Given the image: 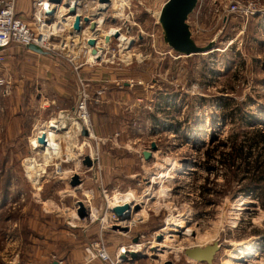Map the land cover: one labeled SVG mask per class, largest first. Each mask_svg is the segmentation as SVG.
Here are the masks:
<instances>
[{
  "label": "rangeland",
  "instance_id": "rangeland-1",
  "mask_svg": "<svg viewBox=\"0 0 264 264\" xmlns=\"http://www.w3.org/2000/svg\"><path fill=\"white\" fill-rule=\"evenodd\" d=\"M123 2L101 13L98 59L87 36L60 29L50 39L55 59L37 62L42 55L14 45L0 63V264H206L184 252L215 242L212 264H264V210L224 192L216 159L206 170L207 149L245 128L230 114L236 106L264 125V0H201L188 24L197 46L214 48L185 57L164 41L167 0ZM112 28L128 43L105 46ZM67 67L76 74L68 85ZM64 112L74 120L71 139L62 130L45 165L32 138ZM31 158L45 169L28 171ZM204 186L215 192L203 195ZM130 193L135 211L118 217L111 204ZM133 246L139 258L122 260ZM249 246L255 255L241 257Z\"/></svg>",
  "mask_w": 264,
  "mask_h": 264
},
{
  "label": "water",
  "instance_id": "water-1",
  "mask_svg": "<svg viewBox=\"0 0 264 264\" xmlns=\"http://www.w3.org/2000/svg\"><path fill=\"white\" fill-rule=\"evenodd\" d=\"M89 0H82V2L78 5L77 1L75 0L74 5H70L68 3L63 2V0H51L52 3L57 4L60 6H65L68 10V15L72 16L74 18V21L72 23V26L70 28V34L77 33L79 35H82V33L86 30L88 27L89 30L97 31L100 27L97 22H92L90 20L91 17L98 18L101 13L105 12L106 8H100L97 14L88 13V15L84 14L83 12L79 13V9H85L88 11V2ZM199 0H168L165 5L163 6L160 15H159V23L162 27L163 31V37L164 41L169 47L176 52L178 55L181 56H192L197 54H203L206 52H210L214 48V42H211L206 47H200L197 46L195 41L192 38V33L190 30V26L188 24L189 16L194 12L198 5ZM99 4L107 6L112 3V0H98ZM65 22V19H63ZM115 38H119L120 33L117 31L115 33ZM105 42L110 43L112 40L110 36H105ZM88 44L93 48L92 54L97 55L98 54V43L96 38H90L88 40ZM27 49L37 53L42 56H50V52L43 49L41 46H38L36 44H30L27 46ZM100 58V56L98 57ZM83 135L86 137L88 136V132L86 130H83ZM38 142L40 144H45L46 139L45 136L42 135V137L38 138ZM156 145H152L151 151H145L143 152V157L146 161H149L152 157V154L154 151H156ZM85 164L87 166H91L92 162L87 157L85 160ZM77 182V179H75V183ZM130 205L126 204L123 206H118L113 208V212L118 217H129V214L125 216V213L130 212ZM157 241L161 242L163 239L162 234H157ZM220 249L218 243H214L212 245H208L206 247H193L188 248L185 250L184 254L185 256L195 262L198 263H206V264H212L213 260L215 258L216 253ZM139 254L128 251V253H123L121 255L122 260H126L128 257H131L132 259L139 258Z\"/></svg>",
  "mask_w": 264,
  "mask_h": 264
},
{
  "label": "trees",
  "instance_id": "trees-1",
  "mask_svg": "<svg viewBox=\"0 0 264 264\" xmlns=\"http://www.w3.org/2000/svg\"><path fill=\"white\" fill-rule=\"evenodd\" d=\"M228 105L227 102L222 103L227 110ZM232 112L230 114L239 117L238 120L242 118L245 128L233 130L213 149H207L206 170L213 173L215 165L212 161L216 159V163L226 171L227 187L224 192H229L231 198L243 196L256 200L264 210V125L258 123L251 111L245 112L243 104L236 106ZM210 143L215 144V137L210 139ZM202 189V194L208 197L215 192L205 186Z\"/></svg>",
  "mask_w": 264,
  "mask_h": 264
},
{
  "label": "built area",
  "instance_id": "built-area-1",
  "mask_svg": "<svg viewBox=\"0 0 264 264\" xmlns=\"http://www.w3.org/2000/svg\"><path fill=\"white\" fill-rule=\"evenodd\" d=\"M76 1L78 5L82 2V0ZM200 1L201 0L198 1V5ZM63 2L66 3V0H63ZM20 3L21 0H0V63L2 64L8 57L6 56L8 50L14 45L27 48L30 44H36L46 51H51L53 48L50 39L54 36L53 32L55 30L51 29V27L53 26V22L56 21L55 15L56 11H58L56 10L58 5L52 3L51 0H31L32 10H30V12H32L28 17H23L21 15H23L22 13L24 12L19 10ZM96 3L97 5H95L98 7L100 6V8L106 6L105 4H99L98 0H96ZM69 4L74 5V3ZM95 9L97 8L94 7V10ZM86 10L87 8L83 9V13L88 15V13L85 12ZM239 10L240 7L237 4H233L230 7L231 12H239ZM51 11L52 13H50ZM30 18H32L31 22L29 21ZM90 20L92 22H97L98 19L90 16ZM72 23L73 21L70 24L71 27ZM46 27L48 28L46 31L47 35H44V29ZM34 28L36 30L38 28L42 33L36 34ZM87 107L88 106L83 104L80 109L86 113ZM116 264H122V262L119 261Z\"/></svg>",
  "mask_w": 264,
  "mask_h": 264
},
{
  "label": "bare ground",
  "instance_id": "bare-ground-1",
  "mask_svg": "<svg viewBox=\"0 0 264 264\" xmlns=\"http://www.w3.org/2000/svg\"><path fill=\"white\" fill-rule=\"evenodd\" d=\"M66 3L69 4V3H75V2H74V0H66ZM114 3H118V4H120L122 6V8H124L123 7L124 6L123 0H112V3L110 5L107 6L105 4L106 6H102V7L106 8V10H107L109 7H115ZM87 4H88V8L92 7L93 9H94L95 4L97 5L96 0H89ZM89 6H91V7H89ZM92 8L90 10L88 9L89 12H86V13H91V12H94L96 10V9L93 10ZM56 10H58V11H56V15H55L56 21L53 22V24H52L53 26L51 27V29H54L55 31L60 30V28L61 29H65V30L70 29V27H71L70 24H71L72 21H74V18L72 16L68 15V11H70V10H68L64 5L60 6V7L58 6ZM116 11H117V9H116ZM81 12H83V9H79V13H81ZM50 13H52V11ZM119 13L120 12H118L117 14H119ZM63 19H65V22L63 21ZM97 19H98L97 23H98L100 28L97 31H95V32L94 31L91 32L89 30L88 33L86 34V36H87V38L89 37L88 39L97 38L98 41H99L100 37H97V34H98V32H100V29L102 28L105 19H104L103 14H101V16H99ZM47 30H48V28L46 27L44 29V31H45L44 35H47V32H46ZM87 30L88 29H86L84 31V33H86ZM117 31H119V30H117L115 28H112L110 31H108L106 33V35L110 36L111 39L112 38L114 39L115 35H116L115 33H117ZM72 35L74 37H76L79 34L74 33ZM105 36H104V38L103 37L102 38H103V43H105L104 45L106 46L108 43H106L105 40H104ZM115 39H118L123 45L128 43V40L122 34L120 35L119 38H115ZM87 43H89V42H86V47L89 48L88 46H90V45L87 44ZM92 49L93 48L90 46L91 52H92ZM99 56H100V53L98 52L97 55H93L92 59H98ZM69 113L67 114V113L64 112L63 114L60 115V117L58 119H54L53 118V120L48 122L47 126L41 127V128L38 129L37 137L34 136V138H32V141H33L34 146H35V149L33 151L37 152V153H38V151L41 152L40 154L44 158V162H45L44 164L45 165L48 163V157L50 156V153H52V151H54V150L59 148L58 139L61 138V133L60 132L62 130L63 131L66 130L67 131L66 134H68L67 137H70V139H71L72 135L69 134V131L71 129V125H73L74 120H71L72 117L71 118L68 117ZM80 126L81 125L74 123V126H73L74 130H71V131L74 132L75 134H77V130H79V132L81 131V127ZM42 135H44L45 139H46V142H45L44 145L40 144L38 142V138L42 137ZM92 137H94V136H93V133L91 132V138ZM36 165H35V160L31 158L30 161H29V165H28V171L29 170L30 171L31 170H33V171L36 170L37 171L39 169H42V170L45 169L44 167H40L38 164H36ZM242 201L245 202V203L248 202V200H242ZM113 202L114 203L111 204L112 205L111 208H115V207H118V206H123V205L128 204V205H130V208H131L130 210L133 211V213L135 211L134 210L135 207L133 206L134 200H133V194L132 193L127 194L124 197H120V199H115ZM174 226H176V228H181V229L183 228L182 222H178L177 224H174ZM167 230H168V228L166 227L165 228L166 233H167ZM189 232H191V230L188 228L186 230V232H184L183 235L187 236V233H189ZM133 250H136L135 252L138 253L140 248H138V246H133L132 249H130L128 251H133ZM253 250H254V246H249L248 248H246L244 250H241V252H240L241 257H248V256L255 255V254H253V252H255ZM126 251H127L126 249L123 250V251H120V255H122ZM128 251L126 253H128Z\"/></svg>",
  "mask_w": 264,
  "mask_h": 264
},
{
  "label": "crops",
  "instance_id": "crops-1",
  "mask_svg": "<svg viewBox=\"0 0 264 264\" xmlns=\"http://www.w3.org/2000/svg\"><path fill=\"white\" fill-rule=\"evenodd\" d=\"M168 1V0H167ZM29 5H30V10H32L31 9V0H21V3H20V7H19V10L21 11V12H24V13H22L23 15H21V16H23V17H28V15H29V13H28V7H29ZM118 6H115V8H117ZM92 8V7H91ZM91 8H88L89 10L91 9ZM124 9V8H123ZM25 10V11H24ZM30 12V11H29ZM88 30L86 31V33H82V35H77V36H86V34L88 33V31H89V28H87ZM89 38V37H88ZM55 56H57V55H55ZM54 55L52 56H47V57H45V56H41V57H39V58H36V57H33V60H35V61H37V62H40L41 60H42V62H44V60H47V59H55L56 57H55ZM58 56H61V57H63V58H66L68 55L67 54H65V53H61V54H58ZM66 56V57H65ZM50 62V61H49ZM67 68H69V67H67ZM78 68V69H77ZM77 68H75L76 69V71H78L79 69L81 70V72H83L85 69H84V66H81V67H77ZM70 69V68H69ZM75 69H70V70H67V69H64V72L66 73V75L64 76V82L68 85L69 84V82L68 81H70V80H75ZM53 72H54V69H53ZM57 72V71H56ZM79 74V73H78ZM81 74H79L78 76H80ZM71 86V85H70ZM60 90V93L62 94L61 96L62 97H64V98H66V99H69V96H71V94H69L67 91H66V89L64 90V89H59ZM63 91V92H62Z\"/></svg>",
  "mask_w": 264,
  "mask_h": 264
}]
</instances>
